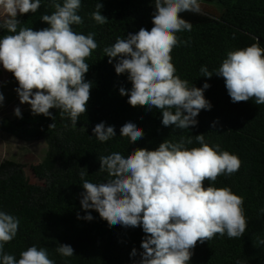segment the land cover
I'll return each instance as SVG.
<instances>
[{
    "label": "clouds",
    "instance_id": "1",
    "mask_svg": "<svg viewBox=\"0 0 264 264\" xmlns=\"http://www.w3.org/2000/svg\"><path fill=\"white\" fill-rule=\"evenodd\" d=\"M40 6L41 0H0L6 14L0 28L11 33L0 38V65L13 74L19 101L30 105L34 116L54 120L50 110L58 109L61 117L70 118L75 126L87 111L93 87L85 79L90 67L85 61L98 47L95 33L84 35L72 28L83 23L77 14L81 0H63L62 4L51 0L55 11L41 17L48 27L17 30V17L35 13ZM103 7L98 2L91 13L101 25L108 22V17L101 14ZM200 10L199 0H154L150 30L141 27L103 49L108 63L116 59V74L126 73L131 82L130 91L121 87L120 95L127 96L132 107L160 110L165 127H195L199 113L212 107L204 95L210 85L196 87L181 79L171 56L175 47L187 43L177 33L192 29L191 22L181 14ZM200 72L203 77L213 76L207 66H201ZM215 75L223 78L232 103L254 98L255 104L264 105V48L259 40L229 51ZM4 99L0 92V107ZM14 115L22 118L20 107L14 109ZM52 127L53 123L49 125ZM92 132L100 142L116 136L115 127L105 122L97 123ZM120 136L136 143L143 139L144 132L135 123L126 122ZM194 140L200 147H187L193 144L190 136L178 142L166 139L154 150L136 148L127 156L120 152L100 156L99 171L106 173L107 179L93 183L85 179L84 171L80 172V204L88 214H77V218L91 221L88 210H95L110 227H142V251L133 248L130 253L131 257L139 255L136 264H189L198 242L203 244L216 234L241 237L246 230L243 198L228 187L204 186L206 180L215 182L220 175L237 172L241 161L218 144L209 146L204 134L195 135ZM18 228L17 217L0 211V264H55L46 248L28 247L19 259L7 254L4 246L16 237ZM56 251L64 257L74 255L69 244H59ZM236 264L242 262L237 260Z\"/></svg>",
    "mask_w": 264,
    "mask_h": 264
},
{
    "label": "trees",
    "instance_id": "2",
    "mask_svg": "<svg viewBox=\"0 0 264 264\" xmlns=\"http://www.w3.org/2000/svg\"><path fill=\"white\" fill-rule=\"evenodd\" d=\"M63 3V0H57ZM104 5L101 14L108 22L98 24L91 16L95 5ZM206 2L212 9L206 7ZM199 13L185 12L182 17L192 24L191 31H181L177 36L181 43L172 52L176 75L196 87L208 83L205 98L210 110H202L198 124L190 129L163 126L162 112L147 107H132L128 97L119 89H131L127 74L117 75L114 65L108 63L103 49L112 46L116 39L135 34L141 27L152 25L154 0H81L77 13L83 23L72 25L77 33H95L98 44L92 55L86 58L90 65L85 79L91 81L87 111L80 115L75 126L70 118L61 117L58 109L50 111L54 120L43 115H33L31 109L21 111L22 118H0V133H6L18 141L43 140L46 151L36 164H24L11 159L0 160V211L19 220L16 237L5 244L4 251L17 259L28 247L46 248L55 264H136L139 255L131 257L132 249L141 252L145 236L142 227L125 228L109 226L95 210H88L93 219H78L86 213L80 204L82 180L105 182L107 174L100 172L99 157L112 152L127 156L136 148L154 150L166 139L178 142L181 137H193L188 148L200 147L194 136L204 134L209 146L219 145L223 151L236 155L241 166L232 175H220L215 182L205 181L204 186L228 187L243 198L246 230L239 238L216 234L192 250L189 264H264V105L255 99L232 103L222 77L215 75L229 51L243 49L259 40L264 48V0H199ZM51 0H41L35 13L18 16L20 27L40 30L48 25L42 15L52 14ZM3 20L0 19V23ZM0 28V38L9 35ZM207 66L213 72L211 78L203 77L200 68ZM14 91L18 87L12 73L8 75ZM16 92V91H15ZM115 127L116 136L100 142L92 132L97 123ZM133 122L144 132L142 140L131 143L120 136V128ZM215 122V127L213 123ZM55 127L49 128L50 124ZM59 244H69L74 255L64 257L57 253Z\"/></svg>",
    "mask_w": 264,
    "mask_h": 264
},
{
    "label": "rangeland",
    "instance_id": "3",
    "mask_svg": "<svg viewBox=\"0 0 264 264\" xmlns=\"http://www.w3.org/2000/svg\"><path fill=\"white\" fill-rule=\"evenodd\" d=\"M206 7L212 9L208 4L216 6L214 3L206 2ZM6 14L0 8V19L4 20ZM9 72L0 65V92L5 99L3 106L0 107V118L5 116L13 117L14 109L20 107L21 111L30 109V105L21 104L17 93L14 91L12 83L8 79ZM46 151V143L43 140L31 142L18 141L6 133H0V160L11 159L24 164H36L39 162Z\"/></svg>",
    "mask_w": 264,
    "mask_h": 264
}]
</instances>
